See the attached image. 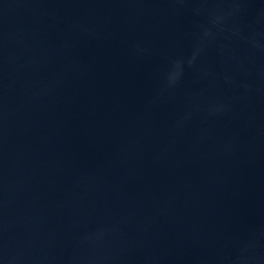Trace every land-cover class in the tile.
<instances>
[{"label": "water", "instance_id": "obj_1", "mask_svg": "<svg viewBox=\"0 0 264 264\" xmlns=\"http://www.w3.org/2000/svg\"><path fill=\"white\" fill-rule=\"evenodd\" d=\"M0 264H264V0H0Z\"/></svg>", "mask_w": 264, "mask_h": 264}]
</instances>
